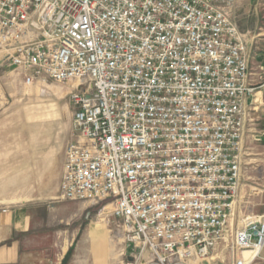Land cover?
<instances>
[{"label":"built area","instance_id":"built-area-1","mask_svg":"<svg viewBox=\"0 0 264 264\" xmlns=\"http://www.w3.org/2000/svg\"><path fill=\"white\" fill-rule=\"evenodd\" d=\"M235 1L0 0L7 65L72 85L59 198L112 204L136 263L200 260L228 234L231 264L264 250V222L229 229L256 91Z\"/></svg>","mask_w":264,"mask_h":264},{"label":"rangeland","instance_id":"rangeland-1","mask_svg":"<svg viewBox=\"0 0 264 264\" xmlns=\"http://www.w3.org/2000/svg\"><path fill=\"white\" fill-rule=\"evenodd\" d=\"M71 91V84L50 81L25 85L0 54V208L11 203L32 216L33 228L26 238L28 248L36 251L22 264H61L66 253V264H142L126 250L110 203L59 198L65 150L77 135ZM257 124L247 128L244 137L243 187L230 230L247 221L264 222V120ZM228 236L208 257L185 264H231ZM250 264H264V250Z\"/></svg>","mask_w":264,"mask_h":264},{"label":"crops","instance_id":"crops-1","mask_svg":"<svg viewBox=\"0 0 264 264\" xmlns=\"http://www.w3.org/2000/svg\"><path fill=\"white\" fill-rule=\"evenodd\" d=\"M232 16L246 47L251 70L250 84L256 90L254 97L248 100V109L252 125H258L264 120V0H236ZM32 228L33 219L25 207L9 203L0 208V264H22L31 259L30 253L36 250L28 248L30 239L26 236ZM22 239H25L24 253L21 252Z\"/></svg>","mask_w":264,"mask_h":264},{"label":"bare ground","instance_id":"bare-ground-1","mask_svg":"<svg viewBox=\"0 0 264 264\" xmlns=\"http://www.w3.org/2000/svg\"><path fill=\"white\" fill-rule=\"evenodd\" d=\"M1 55H2V53H0ZM21 188V187H20ZM91 205H94V203H91V202H89ZM109 206H111V207H113V205L112 204H108ZM235 205H236V203H235ZM235 205H234V208H235ZM233 212H234V209H233ZM233 212H232V214H231V217H232V215H233ZM231 217H230V220H231ZM229 220V221H230ZM229 236L226 238V240L228 241L229 239Z\"/></svg>","mask_w":264,"mask_h":264},{"label":"trees","instance_id":"trees-1","mask_svg":"<svg viewBox=\"0 0 264 264\" xmlns=\"http://www.w3.org/2000/svg\"><path fill=\"white\" fill-rule=\"evenodd\" d=\"M84 224H85V222H84ZM84 224H83V226H84ZM68 258H69V253L66 255V257H65V259L63 260V263H62V264H66L67 261H68Z\"/></svg>","mask_w":264,"mask_h":264}]
</instances>
